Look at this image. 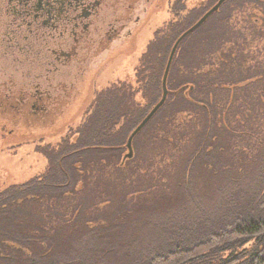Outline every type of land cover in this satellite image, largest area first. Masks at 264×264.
I'll use <instances>...</instances> for the list:
<instances>
[{
    "label": "trees",
    "instance_id": "1",
    "mask_svg": "<svg viewBox=\"0 0 264 264\" xmlns=\"http://www.w3.org/2000/svg\"><path fill=\"white\" fill-rule=\"evenodd\" d=\"M218 1L156 32L138 88L98 92L83 124L38 147L46 171L0 191V264H264V0H225L183 39L166 101L125 155L163 97L175 43ZM168 159L183 171L159 208L111 212L95 188L105 180L129 196L126 183Z\"/></svg>",
    "mask_w": 264,
    "mask_h": 264
},
{
    "label": "rangeland",
    "instance_id": "2",
    "mask_svg": "<svg viewBox=\"0 0 264 264\" xmlns=\"http://www.w3.org/2000/svg\"><path fill=\"white\" fill-rule=\"evenodd\" d=\"M207 1L114 0L101 13V24H91L88 35L75 44L72 37L67 42L45 45L20 41L23 47L27 44L40 52L38 57L27 60L22 53L4 56L0 49V191L25 184L46 171L47 162L38 147L58 145L83 124L98 92L124 82L137 89L136 70L156 32L192 13L201 17ZM142 5H148L147 12L142 11ZM137 17L138 25L131 26ZM114 20L130 25V29L120 31L122 38L108 43L104 33ZM59 47L64 56L57 60L54 51L60 53ZM137 101L143 104L140 95ZM128 153L127 150L125 155ZM173 160H165L126 183L129 194L132 193L129 196L121 194L122 186L105 180L96 183L95 188L103 185L104 197L109 196L115 204L111 212L133 206L159 208L165 202L163 191L168 176H175L171 181L176 186L183 171L182 160H175L174 169L167 165ZM254 245L251 242L244 249L251 250Z\"/></svg>",
    "mask_w": 264,
    "mask_h": 264
},
{
    "label": "flooded vegetation",
    "instance_id": "3",
    "mask_svg": "<svg viewBox=\"0 0 264 264\" xmlns=\"http://www.w3.org/2000/svg\"><path fill=\"white\" fill-rule=\"evenodd\" d=\"M145 1L150 3L152 0ZM112 2L114 0H0L2 54L16 56L17 53H22L25 60L31 56H39V50H34L33 46L27 44L23 47L20 41H38L45 45L67 42L72 37L75 44L88 35L91 24H101L100 15L105 6ZM147 6H141L143 12H147ZM139 19L135 18L130 25L137 26ZM108 25L104 33L108 43L121 39L120 31L130 29V25H120L117 20ZM59 51L60 53L54 51L58 54L57 60L64 56L62 48L59 47Z\"/></svg>",
    "mask_w": 264,
    "mask_h": 264
},
{
    "label": "water",
    "instance_id": "4",
    "mask_svg": "<svg viewBox=\"0 0 264 264\" xmlns=\"http://www.w3.org/2000/svg\"><path fill=\"white\" fill-rule=\"evenodd\" d=\"M225 3V0H219L218 3L210 10L208 11L191 29H189L182 37H180L178 39V41L175 43L171 53H170V57L167 63V67H166V71H165V75L163 78V83H162V87H163V97L161 99V101L154 107V109L149 113V115L143 120V122L135 129V131L131 134L128 143H127V149L129 151L128 155L126 156V158H132L133 156V149H132V142L133 139L135 138V136L150 122V120L155 116V114L159 111V109L164 105L166 98H167V88H166V83H167V77L171 68V64L173 62L175 53L177 51L178 46L180 45V43L183 41V39L185 37H187L189 34H191L192 32H194L195 30H197L202 24H204L206 22V20L213 15L214 13H216L219 8Z\"/></svg>",
    "mask_w": 264,
    "mask_h": 264
}]
</instances>
